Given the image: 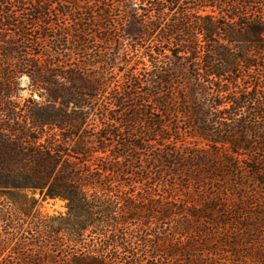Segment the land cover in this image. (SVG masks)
I'll use <instances>...</instances> for the list:
<instances>
[{"label": "trees", "instance_id": "trees-1", "mask_svg": "<svg viewBox=\"0 0 264 264\" xmlns=\"http://www.w3.org/2000/svg\"><path fill=\"white\" fill-rule=\"evenodd\" d=\"M59 1L0 0V264H264V0Z\"/></svg>", "mask_w": 264, "mask_h": 264}, {"label": "rangeland", "instance_id": "rangeland-1", "mask_svg": "<svg viewBox=\"0 0 264 264\" xmlns=\"http://www.w3.org/2000/svg\"><path fill=\"white\" fill-rule=\"evenodd\" d=\"M61 1H63L61 3ZM59 2H49L47 3L49 6H51V9H53L54 7L56 8L58 5L60 6H63V5H69L71 6V4H68L66 3L67 1L69 0H61ZM107 4L110 6V7H114L118 4V0H110L107 2ZM134 4L136 5H140V2L138 0H136L134 2ZM80 7L82 8H96V4H93V3H87V2H84L82 1L80 4H79ZM118 14V11H115L114 12V16L113 18L116 19L115 17H118L117 16ZM128 50H129V54H130V57H133V60H132V63H134L140 56H141V52L143 50H141V39H134L133 42H129L128 43V46H127ZM135 49H139L137 52H133ZM124 51L123 50H120V53L122 54ZM124 67L123 64H119L118 65V68H117V72L120 68ZM127 71V67H126V70L124 69L120 75L117 77V79L119 80L121 78V76ZM261 72V71H260ZM258 70L256 71V74L260 73ZM29 81L27 78H23L20 82V87L22 89V91H20L19 95L20 97L22 98H28L30 96V90H29ZM115 84V82H113L112 86ZM111 86V87H112ZM111 89H108L107 90V94H105V97L109 94ZM138 93V92H137ZM35 98L38 99V101H41V98L39 95L35 94L34 95ZM102 104V101L99 102V105L98 107ZM98 113L97 109L94 111L93 115H91V117L88 119V124L90 125L88 129L90 128H93V127H97L95 128L96 131L100 130V128L102 127L101 124H100V121H99V118L96 116V114ZM252 145L254 147H256L255 149H262L258 143H252ZM263 153L259 155V157H257V159H260V160H263L264 159V150H262ZM243 153H246V152H243ZM249 156H252V155H247V154H244L242 156L239 157V159H241L242 161H244L245 163H250V157ZM255 157V156H253ZM252 161V159H251ZM135 176H127V177H124L123 179L119 180L117 179V177H113V178H110V184H112L113 186H117L120 184V182H122L123 184L125 185H132L135 183L134 185V188H131V189H119L116 188L114 191H116L117 193H119V195H121L120 193H125L127 195H135L137 197H141V182L137 181L135 178ZM137 182V184H136ZM26 197L28 198H31V199H34L37 204L35 205V208L33 210V212L30 214L29 216V219L27 220V222L24 224V227H23V230H26L30 227V224H31V220L34 218L36 212L38 211L39 212V216H40V219H42L44 222V224L49 228H53V229H58L60 230L61 227L64 226L63 222L67 219V214H68V208H67V203L66 201L60 199V198H55V199H51V198H47L45 199L44 198V194H41L39 191H25L23 193ZM115 194V192L113 193ZM253 192L249 193V196L252 195ZM115 196V195H114ZM113 197V195H112ZM252 197V199H254V201L258 200V199H264V196L263 195H253V196H250ZM114 199H116L114 197ZM143 206V205H142ZM47 229V228H46ZM165 229H168V230H171L170 228H165ZM217 229V228H216ZM215 228H213L211 225H206V230L209 231V232H213V233H217V237L215 239H218V237L220 239H225L226 236V233L227 231H229V229H223L221 227H218V230H216ZM226 231V232H225ZM172 232V231H171ZM170 233V232H169ZM57 241L61 239L60 237V234H57L56 237H54ZM214 239V238H213ZM216 241V240H215ZM57 256V261H59V259H61L60 257V254H56ZM200 259L196 260V263H202L204 262L203 264H205L208 260H210V257L209 256H206L204 255L203 257V260L201 257H199ZM226 258V255H223L220 257V261L221 262H225ZM227 259V258H226ZM49 259L47 257H45L44 259V262L45 264H49L48 263ZM167 260L165 258H162V259H158L156 264H167ZM172 264H178L176 262H173ZM226 264H231L228 260L226 262Z\"/></svg>", "mask_w": 264, "mask_h": 264}]
</instances>
